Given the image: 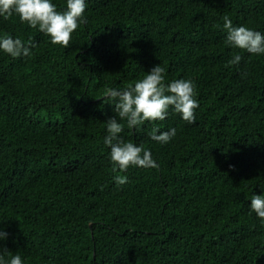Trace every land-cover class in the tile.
<instances>
[{"label": "trees", "instance_id": "trees-1", "mask_svg": "<svg viewBox=\"0 0 264 264\" xmlns=\"http://www.w3.org/2000/svg\"><path fill=\"white\" fill-rule=\"evenodd\" d=\"M57 10L66 0H52ZM67 48L0 17V255L23 264H264V54L226 45L223 18L264 34V0H85ZM31 41L35 46L29 44ZM235 55L238 65L228 66ZM195 85V122L169 109L120 137L157 167L113 172L108 88L154 66ZM119 120V118L117 117ZM153 128H174L161 144ZM127 183L117 185L114 177Z\"/></svg>", "mask_w": 264, "mask_h": 264}, {"label": "clouds", "instance_id": "clouds-1", "mask_svg": "<svg viewBox=\"0 0 264 264\" xmlns=\"http://www.w3.org/2000/svg\"><path fill=\"white\" fill-rule=\"evenodd\" d=\"M85 0H66V8L57 10L52 0H0V17L9 19L18 16L21 23L33 29H38L50 38L53 45L67 48L72 34L80 24L86 22L84 12ZM223 29L226 32V45L253 55L264 54V34L245 26H233L232 21L225 16ZM29 44L35 45L29 41ZM0 50L13 58L29 56L31 49L19 39L11 36L0 38ZM242 57L235 55L227 64L238 65ZM165 69L159 64L154 66L142 79L124 88H108L106 99H111L116 115L106 123L107 135L104 143L110 148V161L113 172H125L130 166L143 168L157 167L150 151L131 141L125 142L120 134L125 124L129 129L143 125L146 121H163L167 118L169 109L178 113L181 118L192 124L195 122V110L199 103L195 98V85L191 80L177 79L165 83ZM119 118V120L117 119ZM176 134L174 128L160 132L153 128L151 139L166 144ZM117 185L127 183V177L116 175ZM250 209L264 221V195H254ZM7 233L0 232V239H5ZM0 264H23L19 255H14L7 262L0 255Z\"/></svg>", "mask_w": 264, "mask_h": 264}]
</instances>
